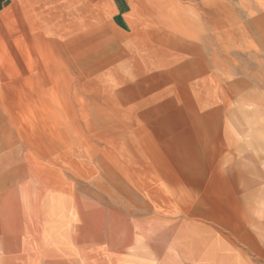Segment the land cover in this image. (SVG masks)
<instances>
[{
	"label": "crops",
	"instance_id": "0c3cea01",
	"mask_svg": "<svg viewBox=\"0 0 264 264\" xmlns=\"http://www.w3.org/2000/svg\"><path fill=\"white\" fill-rule=\"evenodd\" d=\"M14 1L0 0V13ZM17 1L50 37L58 16L70 23L81 15L84 37L98 40L100 80L114 79L113 125L131 127L137 145L132 190L161 194L133 198L126 211L122 200L76 197L74 181L66 193L21 184L17 215L0 211V264H264V84L257 108L236 106L199 52L195 7ZM106 112L100 108L101 126Z\"/></svg>",
	"mask_w": 264,
	"mask_h": 264
},
{
	"label": "rangeland",
	"instance_id": "374dc122",
	"mask_svg": "<svg viewBox=\"0 0 264 264\" xmlns=\"http://www.w3.org/2000/svg\"><path fill=\"white\" fill-rule=\"evenodd\" d=\"M173 1L195 7L204 39L199 52L211 59L225 93L240 108H257L264 84V0ZM70 19L58 16L59 31L50 37L37 15L20 13L17 0L0 13V211L14 216L17 188L26 183L55 184L66 193L74 181L76 197L99 194L108 205L122 200L126 211L133 198L161 194L132 190L137 145L131 127L113 125L108 94L114 79L100 80L98 40L84 37L81 15ZM104 106L107 126L99 125ZM135 178L141 186L143 176Z\"/></svg>",
	"mask_w": 264,
	"mask_h": 264
}]
</instances>
